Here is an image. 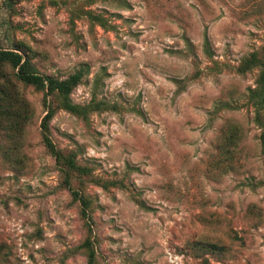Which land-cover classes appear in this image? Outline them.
<instances>
[{"label":"rangeland","instance_id":"1","mask_svg":"<svg viewBox=\"0 0 264 264\" xmlns=\"http://www.w3.org/2000/svg\"><path fill=\"white\" fill-rule=\"evenodd\" d=\"M263 47L264 0H0V49L59 79L86 66L71 100L110 107L49 124L88 174L89 234L43 93L7 76L28 119L0 129V264H87V238L95 264H264L258 70L237 72Z\"/></svg>","mask_w":264,"mask_h":264},{"label":"trees","instance_id":"2","mask_svg":"<svg viewBox=\"0 0 264 264\" xmlns=\"http://www.w3.org/2000/svg\"><path fill=\"white\" fill-rule=\"evenodd\" d=\"M262 51L261 57L257 53H251L245 58L237 67V72L246 74L254 69L258 70L255 85L248 90L247 101L254 112L253 122L262 131L260 138L264 143V47ZM86 73V66H83L64 79L43 75L37 72L30 60L21 52L0 49V129L17 132L16 128L22 126L28 119L27 103L12 88L7 76H14L18 83L31 86L43 93L45 114L39 125L42 144L55 161L61 176V185L70 192L72 200L79 204L80 216L86 231L91 234L93 224L89 214L91 202L79 189L73 187L75 179L81 180L82 176L86 177L88 174L85 168L77 163L74 152L64 151L56 146L49 128L50 121L59 109L86 120L91 113L110 108L97 100L95 94L87 104L78 105L71 100L72 91L81 83ZM80 248L84 251L87 264H95L96 252L91 240L87 238Z\"/></svg>","mask_w":264,"mask_h":264}]
</instances>
